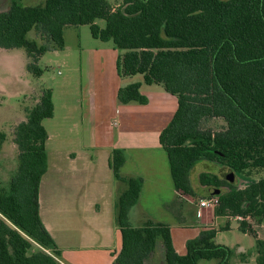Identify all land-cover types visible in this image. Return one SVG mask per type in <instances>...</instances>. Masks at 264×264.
<instances>
[{
    "label": "trees",
    "instance_id": "obj_1",
    "mask_svg": "<svg viewBox=\"0 0 264 264\" xmlns=\"http://www.w3.org/2000/svg\"><path fill=\"white\" fill-rule=\"evenodd\" d=\"M98 19L105 20L104 27ZM70 25H89L93 37L125 50L117 59L120 76L142 74L145 83L160 84L177 97L178 109L160 134L177 190L197 196L191 171L201 160L224 163L238 173L264 168V0H123L117 8L110 0H45L32 6L11 0L9 9L0 11V47L24 48L33 59L28 70L41 76L40 57L65 48L64 30ZM34 29L52 44L29 38ZM141 85L120 87L119 102L147 104ZM53 115L52 90L47 89L27 120L15 127L18 171L9 189L0 185V264L59 263L61 251L41 218L39 201L48 170L43 120ZM209 118L223 119L226 127L202 128ZM5 139L0 131V150ZM125 159L121 149H114L110 166L118 178ZM199 181L216 192L229 185L230 191L217 193L216 215L251 213L264 219V178L244 188L210 172H202ZM142 185V178H130L118 198L122 249L113 264H145L159 239L167 264L229 263L235 251L215 241V228L205 227L188 239L181 255L168 224L132 226L129 213ZM240 229L255 235L257 264H264V240L246 222Z\"/></svg>",
    "mask_w": 264,
    "mask_h": 264
},
{
    "label": "crops",
    "instance_id": "obj_2",
    "mask_svg": "<svg viewBox=\"0 0 264 264\" xmlns=\"http://www.w3.org/2000/svg\"><path fill=\"white\" fill-rule=\"evenodd\" d=\"M9 50L12 49L3 48L1 51ZM8 53L9 57L15 58L16 52ZM28 63L29 56L23 62L27 70L23 71V77L26 79L24 80L25 88L19 87L21 86L19 81L18 90L0 91V98L4 103L7 102V98H10L16 101L18 106L21 98L37 93V91L40 92L37 99L39 102L43 91L47 90L37 79L35 81L28 79L30 75L35 78L42 76H35L31 73L27 67ZM9 72L12 76L15 74L13 66L9 67ZM137 75L122 77L118 73L119 81L112 88L108 101H106V95L100 93L98 89L100 86L98 87L93 78L91 79L93 87L86 89L87 98H84L88 99V110L83 112V107L79 105L75 104L74 107L68 105L67 109L71 117L68 134L77 138L73 140L75 146L67 149L54 147L50 150V142L54 140V137H58L59 133H50L43 124L49 135L46 142L48 170L40 184V215L61 251L58 264H113L116 255L122 249V233L116 217L117 202L119 196L128 189L130 178L143 179L138 201L129 213L130 224L135 227L144 226L148 222L168 224L171 228L174 246L181 255L186 253L187 240L198 236L205 227L218 230L215 241L219 244H223L217 240L222 231H232L236 228L241 230L239 225L234 226L231 221L226 220L221 223L220 221L226 216L216 215L215 209L202 208L200 204L193 202L194 196L175 188L168 154L160 142V134L174 117L178 109V99L160 84L145 83L143 75L142 80H134ZM127 81L129 82L126 83ZM135 82L142 84L141 92L148 97L149 102L147 104L120 103L118 100L120 87ZM54 97L55 90H52L53 103ZM79 110L80 114L77 115ZM55 111L54 103V115L51 118L55 117ZM22 117L21 113L19 119L22 120L19 123L27 120V117ZM6 145L4 141L0 150L2 160L9 157ZM12 147L16 166L7 171L8 174L12 171L6 180L7 182L10 179L9 187L19 167V148L15 141ZM114 149H121L126 158L120 170V178L115 176L110 166ZM200 162L202 161H198L193 169ZM192 171L191 181L194 188L201 190L203 185H198L195 179L194 183ZM1 183L4 182L0 179V185ZM9 187L4 188L9 189ZM202 191L207 193L208 189ZM146 194H149L147 198L156 194V199L160 200V206L165 209L171 208L174 217L179 220L167 221L150 215V211L143 202ZM166 202H170L171 205ZM138 206L141 207V212ZM189 216H194L195 221L190 222ZM197 227L198 229H194ZM225 227L228 229H224ZM176 228L181 229L178 241L174 232ZM187 228L194 229L192 235L185 234L184 229ZM243 233L250 235L247 232ZM231 248L234 249L236 256L233 264L252 263L247 253L249 250L256 249V245L249 250L240 244ZM145 264H167L162 239L158 240L155 251ZM198 264H217V261L202 259ZM255 264H257L256 261Z\"/></svg>",
    "mask_w": 264,
    "mask_h": 264
},
{
    "label": "rangeland",
    "instance_id": "obj_3",
    "mask_svg": "<svg viewBox=\"0 0 264 264\" xmlns=\"http://www.w3.org/2000/svg\"><path fill=\"white\" fill-rule=\"evenodd\" d=\"M45 0H22L24 5H40ZM112 5L117 8L123 0H110ZM11 0H0V11L9 9ZM97 23L104 27L106 22L104 19H98ZM28 37L36 39L40 44L51 45V41L45 38L38 30L34 29ZM65 48L63 50H49L42 59L38 62L43 69V74L40 78H35L32 75L29 76V80L35 81L37 79L45 89L55 90L54 103L56 105V115L54 118H48L44 120L45 126L48 128L50 133H59L58 137H54V140L50 142L49 149L53 148L67 149L70 146H75L73 135L69 136L68 127L71 124V117L68 113V105L74 107L79 105L82 111H87L89 107L88 99L85 96L86 89L91 85V79H95L98 84V89L102 95H106V101L111 97L112 88L115 87L119 76L116 70V60L119 54L125 52L115 47L112 41H102L101 39L95 38L92 35L89 25H70L64 30ZM3 49V48H2ZM0 47V91H11L18 90L17 83L20 81L21 89L25 88L26 79L23 77V71H27L23 62L27 58V52L25 49H12L6 52L1 51ZM17 50V51H15ZM16 52L15 58L9 57L8 52ZM98 52V54L96 53ZM11 54V53H10ZM99 56V57H98ZM13 59V60H11ZM29 62H33V59L29 57ZM13 66L15 74H10L9 67ZM9 73V74H8ZM94 74V75H93ZM142 75H137L134 80H142ZM25 80V81H24ZM127 81L126 83H128ZM40 84V85H41ZM88 84V85H87ZM87 85V87H85ZM95 87V85H94ZM7 92V91H6ZM43 94V93H42ZM40 96V92L32 93L30 96H25L19 100L18 106L16 101L7 98V102L4 103L0 98V131L5 132L6 139L4 140L6 145L7 154L9 157L6 160L0 159V179L4 182L1 183L4 187H9L10 179L6 182L8 175L12 172H8L10 168L16 166V159L12 152L13 142L15 139L14 130L19 124L21 113L23 117H27L28 110L33 108L37 104V99ZM42 96V95H41ZM75 105V106H76ZM81 109V108H80ZM77 115L80 114V110L77 111ZM74 116V112H73ZM202 128L212 129L213 131H220L226 127V123L221 118H209L203 120L201 123ZM55 133V134H56ZM82 136V135H81ZM81 136L79 138H81ZM4 143V142H3ZM2 143V144H3ZM2 148V147H1ZM197 167L193 169L192 176L200 184V175L202 172H210L218 175L227 184L234 187H245L248 184L258 181L264 178V168H251L243 173L231 171L230 168L224 163L212 162L208 160H201ZM6 163V164H3ZM18 163V160H17ZM6 166V167H5ZM194 180V183H195ZM192 182V181H191ZM233 184V185H232ZM193 185V183H192ZM194 186V185H193ZM207 193L202 190H207ZM222 192L230 191L229 185H223L220 187ZM197 196L194 197L193 202L200 204L201 199L208 198L212 195H217L214 188L203 186V188L196 189ZM146 194L145 200H143L144 206L150 211V215L155 217H161L167 221H178L175 218L171 208L165 209L161 207L160 200H157L156 194ZM219 198V197H218ZM147 200V202H146ZM171 205L170 202H166ZM166 203L164 205H166ZM173 204V203H172ZM175 205V204H174ZM204 208V207H202ZM216 206H209L204 209H215ZM138 209L141 207L138 206ZM241 216L242 218H239ZM138 218V216L136 217ZM190 222L195 221L194 216H189ZM233 222L234 226L241 225L242 222H246L247 225L253 228L256 235L264 240V219L262 217L255 216L251 213L248 214H232L226 215V218L220 222L225 221ZM194 229H198L194 228ZM192 228L184 229L185 234L192 235ZM176 240L180 238L181 229L174 230ZM255 235L245 234L238 228L232 231H222L218 236L217 240L230 247H237V244L249 250L256 245ZM252 260L251 264L257 263L258 250L252 249L247 253ZM235 255L232 256L228 264H233ZM239 260V259H237ZM235 260V262L237 261ZM239 262V261H238ZM240 263V262H239Z\"/></svg>",
    "mask_w": 264,
    "mask_h": 264
},
{
    "label": "built area",
    "instance_id": "obj_4",
    "mask_svg": "<svg viewBox=\"0 0 264 264\" xmlns=\"http://www.w3.org/2000/svg\"><path fill=\"white\" fill-rule=\"evenodd\" d=\"M218 205H219V198L216 195H212L208 198L201 199L200 201V206L204 208L209 207V206L217 207ZM239 218H242V217L239 216Z\"/></svg>",
    "mask_w": 264,
    "mask_h": 264
},
{
    "label": "water",
    "instance_id": "obj_5",
    "mask_svg": "<svg viewBox=\"0 0 264 264\" xmlns=\"http://www.w3.org/2000/svg\"><path fill=\"white\" fill-rule=\"evenodd\" d=\"M219 190H217V193H218Z\"/></svg>",
    "mask_w": 264,
    "mask_h": 264
}]
</instances>
